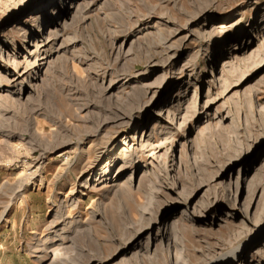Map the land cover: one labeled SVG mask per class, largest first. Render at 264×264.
Segmentation results:
<instances>
[{
  "label": "rangeland",
  "instance_id": "1",
  "mask_svg": "<svg viewBox=\"0 0 264 264\" xmlns=\"http://www.w3.org/2000/svg\"><path fill=\"white\" fill-rule=\"evenodd\" d=\"M57 1L0 0V75L9 79L6 54L23 59L45 39L50 41L41 49L52 53L66 36L75 37V48L65 55L77 57H59L52 72L37 75L46 77L43 84L33 80L35 88L21 95L18 83L34 73L23 81H0L6 86L0 92V264H49L62 236L72 252H81V262L102 264H172L165 238L174 234L177 247L192 254L189 264H201L207 247L215 254L242 244L264 223V0H89L81 9L76 4L82 0H66L54 20L56 11L47 15ZM65 21L70 23L63 34L48 38L54 28L61 34ZM24 32L33 35L24 38ZM237 43L241 58L233 59L231 74L222 70V60L238 52ZM119 46L131 52L116 59ZM128 70L129 81L122 79ZM141 84L151 87L133 108L145 111L126 140L127 127L118 125L93 136L118 97L134 86L142 90ZM177 107L189 116L172 129L168 121ZM146 131L167 142L157 166L139 151ZM124 143V159L132 151L140 157L133 156L134 171L79 185L97 156L92 168L101 172ZM14 145L18 160L10 154ZM64 151L70 153L58 157ZM242 155L245 162L234 163ZM120 181L129 186L116 190L112 185ZM180 194L187 206L165 210ZM212 201L218 202L214 210L199 217ZM176 219L182 220L173 225ZM154 220L121 251L139 225ZM182 227L185 234L178 232ZM46 239L51 241L42 249ZM253 239L236 264H264V233ZM142 250L152 258H138Z\"/></svg>",
  "mask_w": 264,
  "mask_h": 264
},
{
  "label": "bare ground",
  "instance_id": "2",
  "mask_svg": "<svg viewBox=\"0 0 264 264\" xmlns=\"http://www.w3.org/2000/svg\"><path fill=\"white\" fill-rule=\"evenodd\" d=\"M65 1L66 0H58L57 3L54 5V7L52 9V12L49 15H47V16L50 17L52 15V13H54L56 11V17L54 18V20H55L57 18V16H59L61 14L62 9H63L64 4H65ZM71 1L72 0H70V2ZM89 4H90L89 3V0H82L80 4L79 3L76 4V7L78 9H81L82 7H86ZM67 10L68 9L66 8L64 10V13L67 12ZM82 16L83 15H81L80 17H82ZM51 17H53V16H51ZM262 17H264V14L262 15ZM262 17H261L260 23L263 22L262 21L263 20ZM70 20L72 21L73 18L71 17ZM49 21H51V20H49ZM69 23L70 22L65 21L62 24V29L60 30L61 34L59 32L56 33L54 31L55 30V28H54L53 32H51L53 34L51 35V33H50V35L48 36V38H51L52 37L51 38L52 41L57 40L60 37V35L63 34V31L66 30V28H68ZM53 26H56V23L55 24H52L51 25V28ZM212 30H214V31L217 32L219 30V28H217V27L214 26ZM31 35H33V34H31V32H24V38H30ZM73 38H75V37H73ZM73 38L72 37L69 38L67 36L64 39L62 38L63 41H61L62 43L59 45L60 47L59 48L57 47L56 50L54 52H52V53H51V51L50 52H46L45 50H42L41 49V47L44 46L45 43H47V42L50 41V39L49 40H46L45 39L44 41L41 40V43L43 45L41 43H39V42H38V44H34V46L32 45L31 47H34V48L32 50L29 49V52H28L27 56L25 58H23V59L16 60L15 58H10L8 56V54H6V58H5L6 64H4V67L3 68H4V70L6 72V75L8 76L9 79H6L2 75H0V81L2 82V80H5L6 79L8 82H10V81L11 82H15L17 80L19 81L20 79L22 80L24 77L25 78L28 77L31 73H34L33 76H36V77H34L32 79L30 77L28 79L27 78L26 79L24 78L26 80L25 81L26 84H25V82L23 83L21 81L18 83V84H20L19 86H21L19 89L16 90V92H17L18 95H21L22 92H25L28 88H35L34 86L36 85L35 84L36 81H35V83H33V80H37L39 82V83L37 82L39 85L43 84V82L45 81V78L46 77H43L41 73H40L41 78L38 77L37 75L42 70H44V73H48V74H49V72H52L55 69V62H57V60H59L58 59L59 57L63 56L64 58H66V60L68 59V60H71L73 62V60H74V58L76 56H73L72 55L71 57H68L67 58V55H65L69 51V48H72L73 49L76 46V42H75V39L76 38L75 39H73ZM159 42H161V41H159ZM233 46L236 48V50H238V52L231 54L232 60H231V58H226V59H223L222 60V63H223L222 70H228L229 72H231V74L235 71L234 68H236V67H234V63H235L234 60H236V59L238 60V59L241 58V52H240V47H239L238 43L235 44V45H233ZM2 48L3 47H0V51H2ZM129 52H131L129 49L126 52H123L121 50V46H119V49L117 50L115 57H116V59L117 58L119 59V58L126 57L129 54ZM123 54H124V56H123ZM243 59H245V58H243ZM133 66H134V64L130 65L129 67H133ZM129 73H130L129 70L127 72H125L124 73V76L122 77V79H125V80L129 81L133 77ZM182 73L183 72L181 71L180 72V75ZM121 75H123V74H121ZM141 85L143 86V89L142 90L141 89L139 90L136 86H134L133 88H131L132 91H129L128 90V91H124L123 92V94L125 95L124 96V99H122V98L119 99L120 97H118L119 102H117V105L111 109L110 115L104 116L102 119H100L97 122L96 128H95L94 132L92 133L93 136L97 135L98 132H99V130L101 128H103V127H106V126L115 127V126L118 125L120 127H122V126H126L127 127V131L125 132V137H123L122 141L123 140L124 141L126 140V138L129 136V133H132L133 130H135L134 126H135L136 121L137 120H142V114L145 111L144 108H141V109L138 108V107L133 108L134 105L137 104V102L139 101L140 95L141 96L143 95L144 90H146V89H148V88L151 87L150 85H149L150 87L147 86V84L146 85L145 84L144 85L141 84ZM5 87L6 86L4 84L0 83V92H3L4 91L3 88H5ZM133 89H135V90H133ZM139 92H141L142 94L141 93L139 94ZM28 97H30L29 93L27 95V98ZM157 98L155 100H157ZM216 99H217L216 97H213V98H210L209 100L205 101L204 104H203V106H202V108H201L202 112L203 113L204 112H209V110L211 109V107L213 106V104L216 102ZM86 105H88V104H86ZM86 105H85L84 109L88 108V106H86ZM188 116L189 115H188V111L187 110L184 109V111H181L177 107L176 110H173L172 117H171L170 121H168L169 127L172 128V129H177L179 127H182L184 125L185 120H186V118ZM214 116H215V114H214ZM5 131H6L5 134L7 136H11V133H10L11 130H5ZM119 131L120 130H116L114 132V134L119 133ZM146 133H147V131L144 134V139H143V141L141 143V146H140L139 151H141V154L143 156L149 158V163H150L151 167L154 166V163L156 164L155 166H157L158 164H161V153L166 148L167 142H166V140H165L164 137L162 139L160 137L158 141H155V139L160 135L159 132L158 133H151L150 132L147 136H146ZM132 136L134 137V133L132 134ZM145 136H146V139H145ZM122 141L120 142L119 145H122L123 144ZM62 143H64V142L63 141L62 142L60 141L57 144H62ZM124 146L125 147L120 152V155L119 156H116L112 161H109V162H107V160H106V162H105L106 164H105L104 168H102L103 170L101 172H99V171L98 172H95V171H93V168H92V166L94 164V161H96L97 158L99 157V156H97L94 159V161H92V163H90V165L86 169V171L89 172V176L87 177V179H85L84 183L79 184V185L83 187L84 185H86L88 183H90V184H91V182L95 183V182H97L100 179H103V180L104 179H106V180L107 179H112V177L119 176V175H121L123 172H125L127 170L134 171L135 168H137L138 164L133 161V156L136 155V159L137 160H139L140 157H139V155H137L136 151H132L124 159L123 158V153H124L125 149L128 148V144L125 145V143H124ZM254 146L256 148L258 146V144H255ZM114 147L115 146H113L111 148V150H113ZM16 148H17V145L16 146L14 145V147L11 146L9 149H11L10 154H12V158L14 157L15 160H18V159H16V155H17L16 154L17 153ZM66 152H69L70 153V151H64V152L60 153L58 155V157L64 156L66 154ZM245 159L246 158L244 157V155H242L239 158L235 159V162L234 163L243 164L245 162ZM66 161H68V160L66 159ZM118 162H120V164H119L118 168L114 171V169L118 165ZM230 163H228V164H230ZM27 166H28L27 168L30 167L29 165H27ZM38 168H40V167H36L32 171H29L30 172L29 173L30 176H27L29 178H25V180L31 179L33 177V175L36 174V169H38ZM113 174H114V176H113ZM131 176H132V173H130L128 175V180L126 179L128 182H129ZM127 181H123V182L120 181V182H118L117 186L115 184H113L112 186L118 187L116 190L122 189V187H126L127 188L129 186L126 183ZM202 185L203 184H198V187L196 189L197 192L201 190ZM21 186L22 185H20V187ZM172 187H174V184H173ZM123 190L124 191L121 193L123 195L127 194L128 192H130L129 190H125V189H123ZM180 197L181 198H180V201L179 202H173L171 204H168V207L165 206V210H172V209H174V207L176 205H180V204L181 205H184V206H187V202H186L184 196L181 195ZM217 203H218L217 201H212L210 204H207L204 208L202 207L201 208L202 211H201V213H199L200 214L199 217H204V216L207 215V213L209 211L214 210L212 208H215L217 206ZM4 210H6V209H4ZM146 213H147V211H146ZM180 221L178 219H176V221H173L172 223H173V225H175L176 222L179 223ZM155 223L156 222L154 220V221L151 222V224H147V225L146 224L145 225L144 224H141V225H139L138 228H136L135 231H134V233L131 235V238H129V240L124 241L123 247L121 248V251L127 250L130 247L131 243H133V241H135L136 239H138L139 237H141V235L145 231L149 230V226H152L153 227V225ZM263 229H264V223L261 224L256 229V231L252 232V234L249 236V238L247 240H245L242 244H239L238 246H235L234 248L228 250L226 253H221V252H218L217 253L216 252L214 254L213 253V249L211 247H207L206 248V255L202 259V263L201 264H230V263L236 264L238 262H242V260L244 258V250H245V247L244 246L248 243V241L250 242L251 239H253L255 237L257 238L262 233H264ZM174 230H175V232H177L176 229H174ZM178 232H180L182 234H185L186 233V230H185V228L182 227V229L181 228L178 229ZM50 238L51 237H49V239ZM49 239L48 240L46 239V241L44 240L40 244L41 247L43 246L42 249H45L46 246L48 245L47 242L48 241H51ZM176 239H179V238H177V235H175V234H174V238L173 239L172 238H169V237L168 238H165V241L167 243L166 246H167V248L168 247L170 248L171 254L175 258V261L172 262V264H189L187 262V259H190V257H191L192 254L190 255V253L188 252V250L185 247H183V246H181L180 248H178L177 247L178 245H177V240ZM255 239H253L252 242ZM57 240L60 241V243L59 244L57 243L56 247L54 248L53 257L50 259V263L49 264H52V263H54V264H102V261L103 260H100V259L99 260H97V259L90 260L89 259L87 262H81L82 261L81 260V256H82L81 252L80 253H74V251L72 252L71 250H73V248L70 247V244H67L66 242H63V240H64V237L63 236L60 237V238H58ZM212 247H213V245H212ZM67 250H69L70 252H68ZM146 252L147 251H145V250L144 251L143 250L142 251H138L137 257L140 258L141 256L144 255L143 257H146L148 259H151L152 258L151 257L152 255H147Z\"/></svg>",
  "mask_w": 264,
  "mask_h": 264
}]
</instances>
